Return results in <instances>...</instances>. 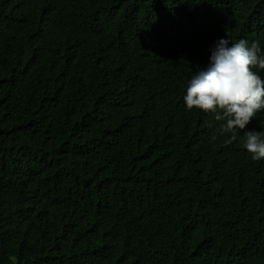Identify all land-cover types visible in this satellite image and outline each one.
<instances>
[{
  "label": "trees",
  "instance_id": "16d2710c",
  "mask_svg": "<svg viewBox=\"0 0 264 264\" xmlns=\"http://www.w3.org/2000/svg\"><path fill=\"white\" fill-rule=\"evenodd\" d=\"M227 37L264 0H0V264H264V160L184 102Z\"/></svg>",
  "mask_w": 264,
  "mask_h": 264
},
{
  "label": "clouds",
  "instance_id": "9594fccd",
  "mask_svg": "<svg viewBox=\"0 0 264 264\" xmlns=\"http://www.w3.org/2000/svg\"><path fill=\"white\" fill-rule=\"evenodd\" d=\"M258 42L245 39L232 43L220 38L211 49L210 63L188 82L184 102L187 110L215 114L221 135L231 133L226 143L244 132V148L254 161L264 160V131L247 130L258 112L264 111V79L253 69L264 70ZM264 124V122H262ZM216 135L212 140H216Z\"/></svg>",
  "mask_w": 264,
  "mask_h": 264
}]
</instances>
